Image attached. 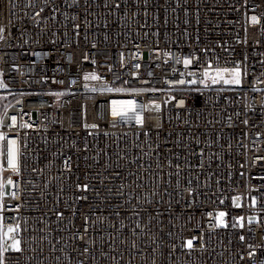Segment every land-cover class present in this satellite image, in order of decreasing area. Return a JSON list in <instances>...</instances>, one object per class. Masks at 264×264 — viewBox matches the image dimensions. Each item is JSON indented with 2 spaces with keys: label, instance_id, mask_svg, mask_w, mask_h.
Wrapping results in <instances>:
<instances>
[{
  "label": "built area",
  "instance_id": "built-area-1",
  "mask_svg": "<svg viewBox=\"0 0 264 264\" xmlns=\"http://www.w3.org/2000/svg\"><path fill=\"white\" fill-rule=\"evenodd\" d=\"M0 29V133L19 145V175L0 157V215L24 249L12 264H262L264 0H0ZM207 63L240 67L242 86L187 83ZM111 99L136 100L144 126L112 117Z\"/></svg>",
  "mask_w": 264,
  "mask_h": 264
},
{
  "label": "snow or ice",
  "instance_id": "snow-or-ice-1",
  "mask_svg": "<svg viewBox=\"0 0 264 264\" xmlns=\"http://www.w3.org/2000/svg\"><path fill=\"white\" fill-rule=\"evenodd\" d=\"M117 8H119V4L116 5ZM41 11H43V9H41ZM37 15H39V13H37ZM251 20L253 23L257 22V17L256 16H252ZM76 28H79V25L76 26ZM3 29H0V32H2ZM78 34V33H77ZM246 42V40H245ZM93 47H95V45H93ZM206 51V50H205ZM166 55H171L170 53H166ZM87 58V57H85ZM245 59H247L245 57ZM95 61H93L94 63ZM178 62H180L178 60ZM183 65L184 67H189L192 63H193V59L192 58H184L183 59ZM136 68H139L140 65L137 64L135 65ZM181 75H183V73H181ZM191 75V73H190ZM243 73L242 70L240 69V67L238 66H234V67H220L217 66L215 68L212 67L211 63H207V66L204 68L203 72H202V79L199 81L196 80H191V81H187V83H191V84H196L197 82L204 84L205 87L208 86V81H210L212 84H223V85H228V86H242V78H243ZM83 79L85 81L88 80H99L100 76L97 75L94 72H90V73H85ZM56 81H53V83H55ZM61 83H63V81H61ZM72 83H75V81H72ZM144 83H148V81H144ZM175 83L183 85L186 83V81L184 79H179L177 81H175ZM0 87H6V85L3 84L2 81H0ZM84 88L85 89H89V85L87 83L84 84ZM92 92H96V91H100L101 93L103 92H116V93H124L127 91H131V92H135L137 94H139L140 90L138 89H131V90H127L124 88H112L109 87L108 85H100L98 88L97 87H93L91 89H89ZM224 89H221V91H223ZM150 91H158V89H150ZM50 95H54V96H63L65 93L64 92H51L48 93ZM74 94V93H73ZM172 99H175V97H172ZM168 101H165V103H167ZM109 105H110V114L112 117L114 118H121V119H125L127 117H129V113L132 114V118H134L135 123L137 125H140L141 127L144 126L145 124V117L143 115H141L139 112H137L136 110V100L134 99H111L109 101ZM185 105V101L183 99H180L178 101V106L179 107H183ZM145 111H156L159 112L161 110V105L158 103H151V104H146L143 106ZM11 121H12V125H15L16 122V117H11ZM127 122V121H126ZM245 124H247L248 122L245 120L244 121ZM0 124H2V121H0ZM113 126H115L113 124ZM23 127L28 128L31 127V125L29 124H24ZM86 128H97L98 124H85ZM148 133L145 132V135H147ZM5 149H6V160H7V165L8 168L16 175H19V145L17 143V140L15 139H8V137L3 134L0 133V157L5 156ZM70 159V158H69ZM67 164V161L65 162ZM178 167V166H177ZM3 165L0 164V172H3ZM178 175V173H177ZM7 184L8 185H13V181L11 178H9L7 180ZM4 188H5V184L2 180H0V213H2L5 209V205L2 203V198L4 196ZM78 189H81L84 192L88 191L89 186L87 184L84 185H77ZM12 197L16 198V193L13 192L12 193ZM80 199H86V197H79ZM240 197H235L233 199V203L234 206L239 208L241 207L240 203ZM221 203H223V201H221ZM252 204L255 205L256 204V198L253 197L252 198ZM12 210V209H9ZM18 210V208H17ZM64 215L63 212H58L57 216L59 218H62ZM227 215V213L221 211L217 214L216 216V220H217V226H223V227H227V223H225L224 221V217ZM4 219L5 217L3 215H0V264H12L11 259L6 255L8 253H18L20 255H23L24 253V249L21 247V240L17 239L16 234L17 232L20 230V225L16 224V225H12L9 224L7 225V227H5L4 224ZM245 217L244 216H239L237 218V222L239 223V226L241 228L244 227V221ZM253 222V220L251 218H249L248 223L251 224ZM88 223L87 218L85 219V224ZM236 225L234 224L233 227H235ZM87 230V229H85ZM239 239L241 241H244L245 237L243 235H241L239 237ZM11 241V243H7L8 241ZM187 247L188 248H192L193 247V241L191 239H189L187 241ZM249 255H253L252 253H249ZM15 264H20L19 259L17 258L15 260ZM262 264H264V261H262Z\"/></svg>",
  "mask_w": 264,
  "mask_h": 264
}]
</instances>
